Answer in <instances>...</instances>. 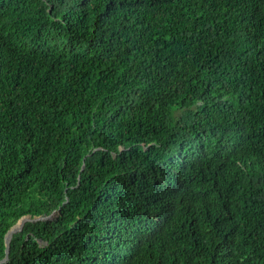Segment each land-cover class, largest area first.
I'll return each instance as SVG.
<instances>
[{"label": "trees", "instance_id": "trees-1", "mask_svg": "<svg viewBox=\"0 0 264 264\" xmlns=\"http://www.w3.org/2000/svg\"><path fill=\"white\" fill-rule=\"evenodd\" d=\"M0 264H264V0H0Z\"/></svg>", "mask_w": 264, "mask_h": 264}, {"label": "water", "instance_id": "water-1", "mask_svg": "<svg viewBox=\"0 0 264 264\" xmlns=\"http://www.w3.org/2000/svg\"><path fill=\"white\" fill-rule=\"evenodd\" d=\"M51 216H49V218H50ZM29 219V217H24V218H21L14 226H12V228L8 231V233H7V236H6V244H7V256H8V253H9V241H10V239L12 238V235H13V233H15V232H18V231H20L22 228H23V226H24V223H25V221L26 220H28ZM18 223H19V226H17V228H15V226L16 225H18ZM7 256L5 257V259L4 260H6L7 259Z\"/></svg>", "mask_w": 264, "mask_h": 264}, {"label": "bare ground", "instance_id": "bare-ground-1", "mask_svg": "<svg viewBox=\"0 0 264 264\" xmlns=\"http://www.w3.org/2000/svg\"><path fill=\"white\" fill-rule=\"evenodd\" d=\"M17 226H19V224H18V225H16V226H15V228H17Z\"/></svg>", "mask_w": 264, "mask_h": 264}, {"label": "rangeland", "instance_id": "rangeland-1", "mask_svg": "<svg viewBox=\"0 0 264 264\" xmlns=\"http://www.w3.org/2000/svg\"><path fill=\"white\" fill-rule=\"evenodd\" d=\"M19 224V223H18Z\"/></svg>", "mask_w": 264, "mask_h": 264}]
</instances>
